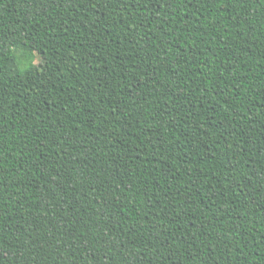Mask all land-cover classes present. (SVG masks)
Returning a JSON list of instances; mask_svg holds the SVG:
<instances>
[{"label":"trees","instance_id":"16d2710c","mask_svg":"<svg viewBox=\"0 0 264 264\" xmlns=\"http://www.w3.org/2000/svg\"><path fill=\"white\" fill-rule=\"evenodd\" d=\"M0 264H264V0H0Z\"/></svg>","mask_w":264,"mask_h":264},{"label":"rangeland","instance_id":"374dc122","mask_svg":"<svg viewBox=\"0 0 264 264\" xmlns=\"http://www.w3.org/2000/svg\"><path fill=\"white\" fill-rule=\"evenodd\" d=\"M14 54L18 59L20 68L22 69L28 67L29 65H38L41 61L39 55L35 52L28 53L23 49H16Z\"/></svg>","mask_w":264,"mask_h":264}]
</instances>
